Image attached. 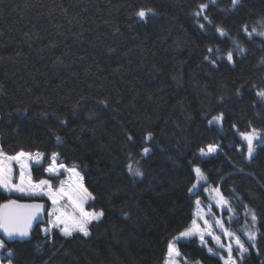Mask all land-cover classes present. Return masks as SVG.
Wrapping results in <instances>:
<instances>
[{
  "label": "trees",
  "instance_id": "trees-1",
  "mask_svg": "<svg viewBox=\"0 0 264 264\" xmlns=\"http://www.w3.org/2000/svg\"><path fill=\"white\" fill-rule=\"evenodd\" d=\"M200 3L213 21L200 20L204 30L192 15ZM140 8L155 15L140 21ZM261 21L264 0L235 9L230 0H0V146L43 152L34 180L50 177L46 167L58 153L83 173L94 197L88 208L104 212L89 237L54 229L49 239L37 225L24 240H5L13 264H164L167 242L191 224L202 195L189 192L196 166L240 215L245 205L255 211L259 237L240 264H264V139L249 160L239 135L264 131L256 96L264 88V37L242 31L259 30ZM209 46L221 49L213 58L232 49L234 65L205 61ZM220 113L222 124L210 126ZM208 144L220 150L201 158ZM130 156L143 177L129 175ZM14 197L0 190V203ZM179 249L190 261L224 264L197 237Z\"/></svg>",
  "mask_w": 264,
  "mask_h": 264
},
{
  "label": "snow or ice",
  "instance_id": "snow-or-ice-1",
  "mask_svg": "<svg viewBox=\"0 0 264 264\" xmlns=\"http://www.w3.org/2000/svg\"><path fill=\"white\" fill-rule=\"evenodd\" d=\"M217 0H211L212 4H215ZM241 0H230V9H235ZM209 7L208 3H200L197 6V9L192 13L193 17L197 20V26L199 29L204 30L205 24L200 23V20L206 21L208 24H212L213 21L206 14V9ZM134 15L139 18L140 21H146L149 15H155V10L152 8H140L138 9ZM215 32L220 37L227 38L229 33L227 30L221 25H213ZM242 31L248 38H252V36L258 35L264 37V21L260 22V29L257 27H252L249 30L247 24L242 26ZM233 47L236 51L243 55L246 52V49L240 45V43L236 40H233ZM207 55L204 56V60L212 65H216L217 60L225 59L230 63H235L234 61V52L232 49H229L224 55L217 56L213 58V53L221 52L219 48H213L211 46L206 48ZM264 63V61H262ZM237 95H240V90L237 89ZM256 96L260 101H264V88L259 89L256 92ZM222 99V97H221ZM101 103L107 104V101H101ZM16 111H24L27 109H17ZM208 115L207 113L205 114ZM224 119V114L220 113L218 115L211 116V119H208V124H222ZM235 127V125H233ZM242 140L246 141L247 147V158L250 160L253 157V153L255 151L254 141L258 140L262 135H264V131L256 129L255 127L251 128V131L240 132L239 133ZM152 134L149 132L147 134L146 139H151ZM57 142H61V138L59 136L56 137ZM131 139V137H129ZM264 142V141H262ZM218 145L208 144L206 147H201L199 149V154L201 156H207L210 154H214ZM149 149L145 147L143 149V154L147 155ZM57 156L58 154L54 153L51 156L52 163L46 169L47 172L59 175L58 169H65L64 164L57 165ZM44 158V154L37 152L27 153L24 151H19L14 155H8L3 150V147L0 146V190H3L7 193H20L22 195H47L49 200H51L52 205L54 206L51 211L48 212L49 220L47 222L48 226L41 229L43 234L51 238L52 229H59L60 233L68 238L72 237L74 234L82 235L83 237H89L91 235L90 227L94 222H99L103 216V210L99 211H86L84 208V204L89 199H94L92 194L88 192V190L84 187L82 181V177L80 173L76 170L75 167L71 169H67L71 172L72 176L75 179L74 183H70L68 185V190L66 191L63 182H61V187L58 190H53L51 186V181L49 180H40L39 183H33L30 173L26 175V169L29 168L28 161L35 160L38 164ZM15 162L19 165V182H13V167L12 164ZM127 171L130 176L133 178L143 177V170L139 167V161H135L132 157H129V163L127 165ZM193 171L196 174L197 183H194L192 187L189 189V192L192 193L194 189L197 188L198 183L200 181H206L207 177L203 173L202 169L198 166L193 168ZM47 188V191L44 189ZM212 192L216 194L217 199L215 200L216 206L224 209L226 208L229 213H233V208L220 191L218 187L213 188ZM67 199L70 202L73 211L68 213L66 211H62L60 207H56L58 202L61 200ZM196 205L199 207L201 205V201L196 200ZM246 209V214L251 217V226L246 227L243 231V235L247 237V240L250 242L248 246H245V242L241 239L240 235H237L235 232L229 230L225 227V223L223 220L216 218L215 216L212 219H208V214L211 211V205L208 208V211H204L202 208L196 214H194L195 218L192 219L191 225L180 231L178 236L173 237L171 240L167 242V251L164 260V264H180V260L183 259V264H200V261H189L187 257H184L181 253L178 244L191 239L192 237H199L202 245H206L205 236H209L213 241L221 248L224 249L227 253V259L225 260V264H237L236 259L233 258V243L235 245V251L239 253V259L242 260L246 253L249 251V247H256V239L258 229L255 228V224L257 221V215L253 209L244 206ZM44 209V205L34 203V204H20L17 200L9 199L6 203H0V233L3 234V237L6 238L8 242L15 241L17 238L20 240H24L30 237L33 222H39V218ZM125 215H127L125 213ZM231 219V216H230ZM198 221H203V227ZM213 221L216 227H219L224 235L232 241L225 245L221 241V237L216 235L213 231ZM247 223V222H246ZM4 238H0V264H4L5 260L7 264H13L15 259V250L12 248H8ZM4 252H7V255H3ZM208 252L210 254L213 253L212 248H208Z\"/></svg>",
  "mask_w": 264,
  "mask_h": 264
},
{
  "label": "rangeland",
  "instance_id": "rangeland-1",
  "mask_svg": "<svg viewBox=\"0 0 264 264\" xmlns=\"http://www.w3.org/2000/svg\"><path fill=\"white\" fill-rule=\"evenodd\" d=\"M263 139H264V135H262L258 140L254 141V144H255V150L257 149V146H258V145H256V144L259 143L260 141H262ZM242 142H243L242 149L244 150V152H245V151L247 152L246 141L242 140ZM218 146H219V147H218L217 151H216L214 154H210V155H207V156H201V155H200V157H201V158H206V157H209V156H211V155H215V154H217V153L219 152V150H220V145L218 144ZM25 152H27V151H25ZM254 152H255V151H254ZM27 153H33V154H35V153H37V151H36V152H27ZM40 153H43V152H40ZM7 154H8V153H7ZM43 154H44V153H43ZM8 155H14V154H8ZM52 155H53V154H51V156H52ZM44 156H45V154H44ZM51 156H50V158H51ZM43 159H44V158H43ZM43 159H42L41 162L38 163V164H41L42 161H43ZM51 163H52V161L50 162V164H51ZM28 164H29V168L26 169V175H27L28 173H30V176H31V179H32L33 183H39L40 180H34V178H33V176H32V171H31L32 165L37 164V163L35 162V160H31V161H28ZM50 164H49V165H50ZM58 164H64V163H63V162L61 163V162L58 160V156H57V165H58ZM49 165H48V166H49ZM64 165H65V169H58V171H59V175H54V174H51V173L47 172L51 178L49 177V178H44V179H41V180H49V181H51V186H52L53 190H58V189L61 187V182H63V186H64L65 190L67 191V190H68V185H69L70 183H74V182H75V179H74V177L72 176L71 172L67 170V169H71L73 166H69V165H66V164H64ZM48 166H47V168H48ZM12 167H13V182H14V183H18V182H19V165L16 164L15 162H13ZM74 167H75L76 170L80 173V176L82 177V181H81V182L83 183L84 187L86 188V186H85V184H84V177H83L82 172H81L76 166H74ZM47 168H46V169H47ZM16 171H17V174H16ZM196 183H197V180H196ZM213 188H216V186H212L211 184H209L208 179H207L206 181H200V182L198 183L197 188L193 190L196 194H197V193L202 194V195H199V196L197 195V196L195 197V200H194V204H195V206H194L193 218H195L194 214L198 213V212L200 211L201 208H202L204 211H208V208H209V206L211 205V211L209 212L207 218H208V219H212V217L215 216L216 218H219V219L223 220L224 223H225V227L228 228L229 230L235 232L237 235H240L241 239L245 242V246H248V245L250 244V242L247 240V237L243 235V231H244V229H245L246 227L251 226V217H250V215H247V214H246V210L244 211L243 216L240 215V213H239V211L237 210V208L235 207L234 203H233L229 198H227V197L224 196V195H223V196H224L228 201H230V204H231V206H232V208H233V213H229V212L227 211L226 208L221 209V208L217 207V206H216V203H215V200L217 199V197H216V194L212 192V189H213ZM218 188H219V187H218ZM86 189H87V188H86ZM44 190L47 191V188H45ZM87 190H88V189H87ZM220 191H221V190H220ZM88 192H90V191L88 190ZM90 193H91V192H90ZM18 194H20V193H18ZM91 194H92V193H91ZM21 195H22V194H21ZM29 196H34V195H23V197H29ZM35 196H45V197L48 198L47 195H35ZM92 196H93V195H92ZM48 199H49V198H48ZM198 199L201 201V205H200L199 207H198V206L196 205V203H195L196 200H198ZM91 200H92V199H89V200L84 204V208H85L86 211H93V210H91L90 208H88V203H89ZM50 202H51V200H50ZM53 207H54V206L52 205V202H51V206H50V208H49V211H51V210L53 209ZM56 207H60L62 211H66V212H68V213H71V212L73 211L72 206H71L70 202L67 201V199H64V200L59 201V202H58V205H57ZM49 211H48V212H49ZM95 211H96V210H95ZM230 216H231V219H230ZM48 220H49V216H48V218H47V222H48ZM47 222H46V224H42V225L40 226L41 229L44 228V227H46V226H48ZM246 222H247V223H246ZM198 223H200L201 226L203 227V221H198ZM190 225H191V224H190ZM190 225H189V226H190ZM189 226H188V227H189ZM188 227H187V228H188ZM255 228L258 229V218H257L256 224H255ZM185 229H186V228H185ZM53 230H54V229H52V232H53ZM57 230L59 231L58 228H57ZM183 230H184V229H183ZM213 231H214V233H215L216 235H218V236L221 237V241H222L225 245H227L228 243H231V242H232V241L230 240V238H228V237H226V236L224 235V233L221 231V229H220L219 227H216L214 221H213ZM59 232H60V231H59ZM178 234H179V232H178L176 235H174L173 237L178 236ZM173 237H172V238H173ZM258 237H259V231H258V233H257V239H258ZM172 238H171V239H172ZM192 238H194V237H192ZM197 238H198V243H199L200 245H202L201 242H200L199 237H197ZM257 239H256V241H257ZM205 240H206V242H207L206 245H204V246L206 247V249L208 250L209 247L212 248V249H213V253H216L215 255L219 256L220 259H221V260L223 261V263L225 264V260L227 259V253H226V251H225L224 249H221V248L216 244V242L212 240L211 237H209V236L206 235V236H205ZM178 247H179V244H178ZM233 249H234V250H233L232 256H233L234 259H236L237 264H240V263L243 261V259L245 258V256H246V255L249 253V251H250V247H249V251H248V253H246L245 256H244V258H243L242 260H240V259H239V253H238L237 251H235V245H234V243H233ZM3 255H5V253H3ZM188 260H189V259H188ZM189 261H190V260H189ZM4 264H7V261H6V260H5ZM180 264H183V259L180 260Z\"/></svg>",
  "mask_w": 264,
  "mask_h": 264
},
{
  "label": "water",
  "instance_id": "water-1",
  "mask_svg": "<svg viewBox=\"0 0 264 264\" xmlns=\"http://www.w3.org/2000/svg\"><path fill=\"white\" fill-rule=\"evenodd\" d=\"M192 193H194V191ZM12 200H17L20 204H34V203H38V204L44 205V209H43V211L41 213V216L39 218V222H37V221L33 222L32 231L34 230V228L37 225H41L46 220V218L48 216V211H49V208H50V204L46 200L38 199V198H34V199H17V198H15V199H12ZM0 236L2 238H4L2 233H0ZM4 239H6V238H4ZM17 239H19V238H17Z\"/></svg>",
  "mask_w": 264,
  "mask_h": 264
},
{
  "label": "bare ground",
  "instance_id": "bare-ground-1",
  "mask_svg": "<svg viewBox=\"0 0 264 264\" xmlns=\"http://www.w3.org/2000/svg\"><path fill=\"white\" fill-rule=\"evenodd\" d=\"M74 167V166H73Z\"/></svg>",
  "mask_w": 264,
  "mask_h": 264
}]
</instances>
